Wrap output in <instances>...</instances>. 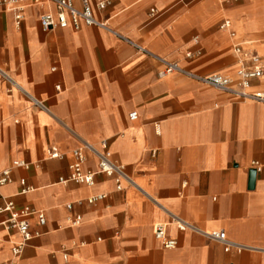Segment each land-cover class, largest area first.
Wrapping results in <instances>:
<instances>
[{
  "label": "crops",
  "instance_id": "1",
  "mask_svg": "<svg viewBox=\"0 0 264 264\" xmlns=\"http://www.w3.org/2000/svg\"><path fill=\"white\" fill-rule=\"evenodd\" d=\"M46 10L27 8L17 28L13 14L0 9V66L50 110L9 91L0 76V173L12 170L1 194L18 211L46 217L44 226L37 215L28 218L32 238L19 255L22 234L0 230V264H264V103L237 101L179 73L159 78L158 62L97 27L46 33ZM95 15L201 75L236 78V45L264 62V0H113ZM226 21L229 28L221 29ZM253 87L264 91V77ZM103 141L136 187L119 191L104 174L93 186L60 183L75 149ZM51 148L61 157L50 158ZM254 162L261 171L251 186ZM85 169L98 170L90 153ZM99 195L106 197L89 202ZM162 207L201 229L224 231L244 248L226 250L172 228L178 244L167 249L154 235L156 224L169 221ZM8 217L0 214V221Z\"/></svg>",
  "mask_w": 264,
  "mask_h": 264
},
{
  "label": "built area",
  "instance_id": "2",
  "mask_svg": "<svg viewBox=\"0 0 264 264\" xmlns=\"http://www.w3.org/2000/svg\"><path fill=\"white\" fill-rule=\"evenodd\" d=\"M113 0H98L92 3L91 0H81V8H78L75 4V0H0V9L9 11L14 16L15 25L17 28H21L24 21V12L29 7L34 6H48V10L44 11L40 15V25L44 32H51L57 29H68L72 27L75 30H80L82 26L97 27L102 30L112 32L121 40L130 44L139 54H143L156 62H158L162 68L158 72L159 78H164L172 74H182L193 80H196L204 85L215 88L224 93H228L233 96L237 101H257L264 103V91L253 90V83L259 81L264 77V62L262 57L256 52H247L242 49L240 45L234 47L238 57L240 67L236 72V78L229 75H223L219 73L211 74H198L194 73L186 67L180 65L176 61H170L164 57H161L148 48L133 42L132 40L115 33L109 26V24L101 19H98L95 12H103L111 4ZM155 13V9L151 11ZM230 22L226 21L221 25V29H228ZM234 36V34H231ZM0 76L9 84V91L18 90L22 92L34 106L40 108L43 111L50 112L46 102L37 99L33 95L29 94L15 79L0 66ZM131 121L138 119V113L134 112L130 114ZM61 152L57 149L51 148L49 150V157L52 159H58L61 157ZM87 153H90L97 159L98 170H86L85 164L87 162ZM155 154V153H153ZM74 163L70 167V175L67 178L60 179V183L74 182L77 184H83L93 186L95 184V178L98 174H104L108 177L115 179L117 190L121 191L124 188V184L136 187L137 184L132 176L127 172L126 167L114 159L111 151L109 150L108 143L103 141L99 146H95L91 143L84 142L83 145L73 151ZM255 171L260 172L261 167L259 163L254 162ZM14 166L25 168L28 170L29 163L25 161H16ZM12 181V170L6 169L0 173V200L4 201V204L0 206V214H9V217L3 221H0V230L5 229L7 231L17 230L23 236V242L14 250L16 255L22 252V249L27 245L28 241L32 238L29 231L28 218L31 215H37L40 225L46 224V217L43 212L34 211L33 209L26 207L22 211H18L15 208L14 202L8 198H5L1 194V188L9 184ZM25 185V181H22ZM28 191V189H26ZM106 195H99L89 200L90 203L102 200ZM71 209V205L67 206ZM166 215L169 217V221L165 223H158L154 226V235L161 241L163 246L167 249H174L177 247V239L171 235V229H176L181 233H196L202 235L208 239L222 243L226 246V250L237 249L241 251L244 247L238 245L232 241H229L224 231L218 230H204L201 227L193 224L192 222L185 220L180 215L162 207ZM81 218L77 217L75 224L80 223Z\"/></svg>",
  "mask_w": 264,
  "mask_h": 264
},
{
  "label": "water",
  "instance_id": "3",
  "mask_svg": "<svg viewBox=\"0 0 264 264\" xmlns=\"http://www.w3.org/2000/svg\"><path fill=\"white\" fill-rule=\"evenodd\" d=\"M255 177H256L255 170H252V171L250 172V184H251V186L254 185Z\"/></svg>",
  "mask_w": 264,
  "mask_h": 264
}]
</instances>
